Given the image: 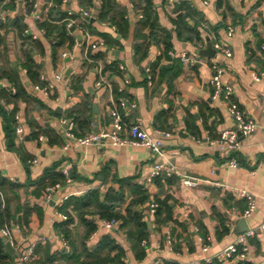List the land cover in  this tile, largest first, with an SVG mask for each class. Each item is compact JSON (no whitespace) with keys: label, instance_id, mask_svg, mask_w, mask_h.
<instances>
[{"label":"crops","instance_id":"1","mask_svg":"<svg viewBox=\"0 0 264 264\" xmlns=\"http://www.w3.org/2000/svg\"><path fill=\"white\" fill-rule=\"evenodd\" d=\"M117 2L128 11L130 26L125 37L110 23L99 20L101 0H92L87 8L80 0H0V74H13L14 70L26 86L25 97L15 103L0 97V108L8 112L16 109L15 117L19 115L25 132L24 141H18L16 136L11 147L6 121L0 114V177L20 187L16 194L23 207L17 214L21 221L9 229L7 238L15 251L11 256L14 264L20 253L32 245L36 249L49 246L53 254L70 251L69 243L55 229V224L61 222L59 208L70 198L95 188L101 192L110 187L118 190L122 180L142 187L149 198L140 206L147 225L150 223L146 257L136 260L126 235L118 232L119 222L108 232L102 225L107 220L99 217L94 218L97 229L89 245L113 233L130 264H209L236 241L240 222L246 220L249 230L254 231L248 240L246 258L222 264H264V232L259 229L264 207V77L260 76L264 72V0H155L160 28L172 35V49L152 43L147 59L142 61L134 51L135 28L141 18L139 4L130 0ZM182 2H188L202 18L201 37L194 42L179 40L174 31L172 19L177 18L176 7ZM82 8L93 14L91 26L95 32L86 29L90 39L80 27L86 24L79 14ZM53 9L74 12L75 21L70 30L76 37L75 44L66 43L57 53L52 38L40 33V24L48 21ZM55 23L60 25L62 21ZM103 34L115 40L108 45ZM99 40L106 46L87 53L88 44ZM216 44L231 56L217 50ZM64 52L68 57L62 58ZM99 52L104 58L92 60L91 56ZM27 53L40 65L39 75L54 82L55 89L49 97L32 90L34 83H30L23 66ZM182 54L194 59V64L184 65ZM175 61L181 66L178 74ZM153 64L157 67L151 69ZM213 66L223 69V79L233 89V100L257 124L254 134L239 137L237 168L229 166L231 155L215 144L224 131L235 125L224 103L212 99ZM57 73L62 75L60 82L54 81ZM76 81L80 84L76 85ZM4 90L14 95L17 87L0 76V94ZM87 102L92 105L91 113L86 112L91 121L89 132L82 131L68 116L73 111L80 116ZM64 119L74 122L77 138L111 129L117 123L122 135H127L131 125L138 124L152 139L160 138L159 131L170 136L161 138L159 154L132 145L81 146L66 136ZM33 160L37 163L31 164ZM157 163L173 168L174 174L150 181ZM52 169L64 178L55 184L60 187L47 200L46 189L55 185L42 189L40 197L36 192L40 191V180ZM186 177L197 180L198 185L186 187ZM166 179H172L171 183ZM242 191L256 198L257 209L248 218H244L247 202ZM14 196L8 195L11 206L17 203ZM130 200L127 193L123 212ZM163 201L170 205L172 219L160 224L155 214L150 215L149 206L155 203L159 207ZM24 209L29 212L27 218ZM161 218H167V213L163 212ZM222 221L228 227L226 232Z\"/></svg>","mask_w":264,"mask_h":264},{"label":"trees","instance_id":"2","mask_svg":"<svg viewBox=\"0 0 264 264\" xmlns=\"http://www.w3.org/2000/svg\"><path fill=\"white\" fill-rule=\"evenodd\" d=\"M101 1L102 6L98 15L99 20L110 23V25L116 28L120 36L125 37L128 34L130 26L126 7L121 6L117 0ZM130 1L139 4L137 8L141 16L136 24L134 33V51L136 58L139 61L146 60L152 43L163 45L168 51L171 50L172 35L170 32L160 28L158 9L155 0ZM165 1L166 0H163V2ZM80 3L84 8H87L92 5V0H80ZM60 6L61 1H59V8ZM176 9L179 13L176 19H172V24L178 39L184 42H194L200 39V22L202 21L200 14L192 8L188 2H182ZM68 18L69 16L67 13L60 11V9H53L50 12L48 21L40 24V27L46 30L47 37L53 40L54 53H57V49L63 47L66 43H70V45L75 44L76 37L70 33L72 28H67ZM57 21H62V23L57 25L55 23ZM91 25L92 23L90 21V23L88 22L80 25V27L88 29L93 33L94 30ZM1 27L0 24V28ZM101 36L106 40L108 45L111 41L115 40L114 38H110L107 34ZM27 39H29V37ZM1 40L2 39H0V42ZM28 53L27 62L23 66L27 70L30 83H39L40 65L34 62V59L31 58ZM103 58V52L91 56L92 60ZM174 65L178 68L177 74L180 73V62L175 61ZM150 67L154 69L157 65L153 64ZM11 71H13V74L2 71L0 76H5L13 82L17 87V92L12 95V93H8L4 90L0 94V97L7 100V102L15 103L18 99L25 97L26 86L25 83L20 80L17 73L14 70ZM76 83V85H79L80 81H76ZM91 110L92 105L90 102H87L83 105V109L80 110V116H77L74 111L68 116L78 124V127H80L82 131L89 132L91 130V121L90 115H86V112L91 113ZM0 114L6 121L5 129L7 140L11 147H13V140L16 138L14 129L16 109L8 112L0 108ZM53 170L55 169L46 173V176L38 183L40 188V191L36 192L38 197L42 195V189L48 185H55L63 180L64 177ZM166 181L171 183L172 179H166ZM119 186L118 190L110 187L106 192H101L99 188H95L81 196L70 198L62 205L59 211L67 216V220L56 223L55 229L57 232L61 233L69 243L70 251L53 254L49 246H39L36 249V255L40 257L37 264H125L124 259L126 257V251L118 244L117 238L113 233L102 236L95 245H89V239L97 229L95 217H99L100 220H116L119 222L118 232L126 235L136 260H143L147 255L146 247L143 243L148 241L150 232L147 222L145 221V215L143 210L140 209V206L148 203L149 198L142 187L134 185L129 180L120 181ZM19 188V186L10 183L7 179L0 177L1 227L11 229L14 224L21 221V218H17V214L23 210V207L19 203V196L16 194V190ZM127 193L130 194L131 200L123 212L121 208L126 203ZM10 194L15 195L14 200L17 203H15L14 206H11L8 200V195ZM24 210V218H27L29 212L27 209ZM163 212L167 213V218H161ZM155 217L160 224L169 222V220L172 219L170 205L165 201L159 202ZM222 229L223 232L228 230L225 221H222ZM14 262L15 258L11 257L5 251V245L2 238H0V264H14ZM209 264H222V262L216 259ZM238 264L249 263L241 261Z\"/></svg>","mask_w":264,"mask_h":264},{"label":"built area","instance_id":"3","mask_svg":"<svg viewBox=\"0 0 264 264\" xmlns=\"http://www.w3.org/2000/svg\"><path fill=\"white\" fill-rule=\"evenodd\" d=\"M81 17L85 20L86 23L90 22L93 18V14L91 11L86 9H80ZM69 19L67 20V28H73L75 26V21L73 19L74 12H68ZM3 20L2 15H0V22ZM37 20H41L40 17H37ZM82 33L87 38H91V34L86 31L85 28L81 27ZM40 33L46 36L47 32L45 29H40ZM233 35V29L229 30V36ZM106 46V43L103 40H99L96 43H90L87 46V53L93 52L99 48H103ZM215 48L217 50L224 51L227 56H231V53L225 49L222 45L216 44ZM264 51V46L262 47ZM170 55H173L169 52ZM62 58L68 57V53L64 52L61 54ZM181 62L184 65H192L195 60L187 56L186 54H182L180 57ZM213 74L210 79V85L212 87V99L215 101H219L224 103L226 106L227 113L230 119L233 121L235 127L231 130L224 131L219 140L215 141V144H218L222 149H224L228 154L231 155L229 166L237 168L240 166L239 160L237 158V154L241 150V143L239 140L240 135L243 136H251L257 130V124L250 117V115L241 109L233 100V89L229 86L223 79L224 71L222 68L218 66L212 67ZM150 72V69H148ZM260 76L264 77V72L260 74ZM261 77H258L257 80H260ZM54 81L60 82L62 81V75L57 73L54 75ZM101 85V82L97 84ZM55 89L54 82L47 79V77L43 74L39 77V83L34 84L32 86V90L35 93H41L45 97H49ZM20 117L16 115L15 117V132L17 136V140L23 142L25 139L24 127L19 122ZM62 124L66 129V136L69 139H72L77 144L81 146H91V145H112L115 147H124L128 145L139 146L150 150L154 154L161 153L162 142L161 138H168L170 136L167 132H158L160 135L159 139H152L145 130L138 124L131 125L127 131V135H122L120 131V127L118 123L111 129L104 128L100 131H92L82 137L77 138L74 134L75 124L72 120L64 119L62 120ZM30 163H37L36 160L30 161ZM174 174L173 168H166L163 164L157 163L151 173V179H155L161 175H165L166 177H171ZM64 175L68 177V170L64 171ZM69 181V179H68ZM184 185L188 188H193L198 185V181L189 177L184 179ZM60 187L59 184L48 187L46 189V199L50 198V194ZM241 196L247 202V209L244 212V218H248L256 209L257 203L256 198L246 192L242 191ZM158 206L155 203L150 204L149 211L150 215L153 216L156 213ZM61 221H66L67 216L63 213L58 214ZM118 224L116 220H107L103 221V228L110 232L115 226ZM259 229L264 232V207L262 213V219L259 225ZM0 235L4 238H8L10 235V231L7 228L0 226ZM254 236V231L249 230L243 234L238 235L236 241L228 246L217 258L219 261L223 262H233L235 260L245 259L249 252L248 240L249 238ZM145 245V242L143 243ZM67 246V245H66ZM38 257L36 255V246L32 245L24 249L17 258L16 264H37ZM125 261V264H130L128 261ZM210 262V261H209ZM154 264H160V261H156Z\"/></svg>","mask_w":264,"mask_h":264},{"label":"water","instance_id":"4","mask_svg":"<svg viewBox=\"0 0 264 264\" xmlns=\"http://www.w3.org/2000/svg\"><path fill=\"white\" fill-rule=\"evenodd\" d=\"M73 30V29H72ZM96 105L93 106V109L95 111V113H97V109H96ZM240 225H241V229H240V232L237 234V235H240V234H243L245 232H248L249 231V227L247 225V222L246 220H242L240 222ZM148 227L150 228V223H148ZM4 245H5V248H6V252L10 255V256H13L15 253L10 241L7 239V238H3L2 239Z\"/></svg>","mask_w":264,"mask_h":264}]
</instances>
